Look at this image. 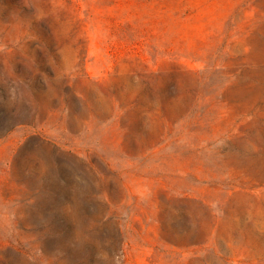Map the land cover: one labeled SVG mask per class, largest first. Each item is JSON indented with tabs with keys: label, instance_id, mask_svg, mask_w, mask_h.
<instances>
[{
	"label": "rangeland",
	"instance_id": "rangeland-1",
	"mask_svg": "<svg viewBox=\"0 0 264 264\" xmlns=\"http://www.w3.org/2000/svg\"><path fill=\"white\" fill-rule=\"evenodd\" d=\"M0 264H264V0H0Z\"/></svg>",
	"mask_w": 264,
	"mask_h": 264
}]
</instances>
